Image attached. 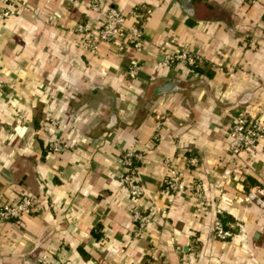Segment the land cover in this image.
<instances>
[{
	"label": "crops",
	"instance_id": "1",
	"mask_svg": "<svg viewBox=\"0 0 264 264\" xmlns=\"http://www.w3.org/2000/svg\"><path fill=\"white\" fill-rule=\"evenodd\" d=\"M107 1L124 27L139 26L140 49L81 50L73 26L101 19L89 0H0L12 3L0 19V203L34 200L19 222H0V264H147L151 255L164 264H264V209L245 198L264 186V138L231 163L226 137L239 111L264 113V0ZM164 41L165 51L187 47L202 63L158 65ZM48 117L65 144L58 153L40 128ZM129 149L140 154L134 203L150 217L141 234L119 179ZM165 159L186 185L171 202ZM191 180L211 206L221 203L211 184L222 185L229 238L212 235L213 212L197 206Z\"/></svg>",
	"mask_w": 264,
	"mask_h": 264
},
{
	"label": "built area",
	"instance_id": "2",
	"mask_svg": "<svg viewBox=\"0 0 264 264\" xmlns=\"http://www.w3.org/2000/svg\"><path fill=\"white\" fill-rule=\"evenodd\" d=\"M12 3L0 8V19L7 16L10 12ZM88 7L98 9L102 7L99 22L91 27L77 23L73 26L76 34L78 47L90 54H95L99 42L110 45L117 53L123 51L127 46L133 50H138L143 46L144 40L138 25L124 27L123 15L117 7L109 5L107 0H89ZM170 44V41H164L161 45L163 58L158 65L169 68L170 66L180 65L187 69L202 63L201 56L187 48L179 47L175 51H165L164 46ZM137 65L135 60L130 61V66ZM132 76V74H130ZM261 111H259L260 113ZM56 120L53 118H45L40 128L46 136V146L52 153H58L65 147V144L55 137ZM156 132L153 137H157L158 124L155 125ZM227 143L231 163L240 156L242 152L248 155H254L257 152L259 141L264 138V113L260 115L248 113L246 110L239 111L226 131ZM140 156L135 150H126L118 158L117 163L122 169L120 182L124 185L129 198L133 201L130 208V220L135 225V233L141 234L147 227L150 217L148 214L141 212L140 206L136 200L142 195L143 188L136 178V159ZM166 165V173L162 178V186L167 193V202H171L173 195L183 191L186 185L183 182V171L172 166L167 159L164 160ZM197 160L189 158L187 168L195 167ZM242 165V164H241ZM231 174L229 170H223L222 178H228ZM219 193V201L223 204L228 201L221 193L222 185L217 182L211 184ZM190 194L195 203L201 210L211 209L213 212L212 219V235L220 240H225L232 235L231 227L226 226L222 220V204L217 203L213 206L209 205L206 200L203 187L199 181L191 180L188 185ZM245 198L254 202L260 208L264 209V186L258 185L251 187L245 193ZM34 200L22 195L16 200L2 201L0 203V222L20 221L23 216L33 211ZM240 231V230H239ZM147 264H164L158 258L151 255Z\"/></svg>",
	"mask_w": 264,
	"mask_h": 264
},
{
	"label": "trees",
	"instance_id": "3",
	"mask_svg": "<svg viewBox=\"0 0 264 264\" xmlns=\"http://www.w3.org/2000/svg\"><path fill=\"white\" fill-rule=\"evenodd\" d=\"M196 67V66H195ZM194 68V67H193ZM221 220H222V222L224 223V221H223V219H222V217H221Z\"/></svg>",
	"mask_w": 264,
	"mask_h": 264
}]
</instances>
